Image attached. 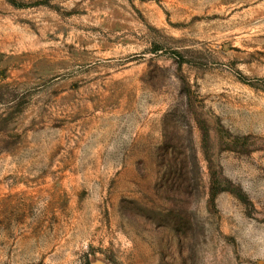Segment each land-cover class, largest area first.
<instances>
[{
	"label": "rangeland",
	"instance_id": "1",
	"mask_svg": "<svg viewBox=\"0 0 264 264\" xmlns=\"http://www.w3.org/2000/svg\"><path fill=\"white\" fill-rule=\"evenodd\" d=\"M0 264H264V0H0Z\"/></svg>",
	"mask_w": 264,
	"mask_h": 264
},
{
	"label": "trees",
	"instance_id": "2",
	"mask_svg": "<svg viewBox=\"0 0 264 264\" xmlns=\"http://www.w3.org/2000/svg\"><path fill=\"white\" fill-rule=\"evenodd\" d=\"M209 142H210L209 133L201 128V143L203 146V155L205 158H207L206 148L209 145Z\"/></svg>",
	"mask_w": 264,
	"mask_h": 264
}]
</instances>
